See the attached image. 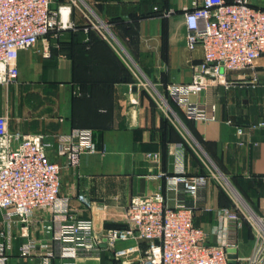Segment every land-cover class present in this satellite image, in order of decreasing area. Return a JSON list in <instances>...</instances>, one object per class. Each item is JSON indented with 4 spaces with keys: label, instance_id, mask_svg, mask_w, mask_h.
Segmentation results:
<instances>
[{
    "label": "crops",
    "instance_id": "0c3cea01",
    "mask_svg": "<svg viewBox=\"0 0 264 264\" xmlns=\"http://www.w3.org/2000/svg\"><path fill=\"white\" fill-rule=\"evenodd\" d=\"M198 1L51 0L53 10H62L58 20L72 25L56 28L35 46L20 50L17 81L0 83V115L9 117L12 131L45 135L51 143L50 158L63 166L61 196L69 198L73 213L93 218L98 235L124 225L133 196L161 189L167 203L174 205L176 193L170 188L174 182L158 173L173 174L180 165L190 173H206L213 171L209 163H214L224 177L240 180L241 191L233 188L235 193L264 217V126L252 127L264 121V54L253 69L228 71L230 88L215 87L214 120H187L179 106L181 114L171 104L168 108L161 104L159 93L169 83L191 81L192 64L203 56L200 47L189 51L186 45L184 11ZM251 1L264 9V0ZM164 8L173 11L163 15ZM192 98L204 102L205 93ZM237 125L244 127L241 136ZM78 127L92 129L97 150L82 154L76 167H68L59 136ZM149 151L160 152L161 160L147 158ZM215 177L216 173L210 175L202 189L195 215L196 224L210 232L211 242H218L225 224L216 209L234 203ZM54 216L47 209L33 215L28 229L36 240L32 253H59L52 231L45 228ZM244 224L241 254L253 246L252 230L249 236ZM6 229L0 215V231ZM11 231L5 264H46L42 255H23L27 238L20 224ZM4 238L0 234V241ZM134 245L139 249L112 260L114 251L123 253ZM100 246L99 255L74 264H134L147 243L130 239L111 246L103 241ZM49 264H73V260L56 254Z\"/></svg>",
    "mask_w": 264,
    "mask_h": 264
},
{
    "label": "built area",
    "instance_id": "2783aa9c",
    "mask_svg": "<svg viewBox=\"0 0 264 264\" xmlns=\"http://www.w3.org/2000/svg\"><path fill=\"white\" fill-rule=\"evenodd\" d=\"M172 11L161 10L163 15H170ZM59 12L61 8L59 11L51 8V0H0V83L17 81L20 50L35 46L56 28L72 25L59 21ZM184 14L187 48L193 51L200 47L203 56L192 64L191 81L166 85L164 93H159L161 104L168 108L171 99L188 119L214 120L215 87L222 84L230 88L232 81L228 79V71L253 69L264 54V9L256 7L251 0H199L193 7L186 8ZM258 81L255 74L252 82ZM141 83L149 86L148 82ZM200 93H205L204 102L192 98ZM9 124V117L0 115V215L7 227L6 232L0 231L5 237L0 241V264L8 259L6 249L11 246V229L16 224L21 225L22 235L27 238L22 246L23 255H42L46 264L56 254L63 260H73L74 264L80 258L99 255L103 241L111 246L118 240L130 239L147 243L145 253L134 264H231L230 247L238 248L235 264H264V217L253 208L250 207L254 214L246 205L244 207L232 186L228 188L233 206L216 209L225 221L219 229L222 235L218 242H211L210 232L196 224V211L201 207L200 193L210 175H215L212 170L190 173L180 165L173 174L159 172V177L174 182L170 187L176 193L174 205L167 203L161 189L133 196L126 207L124 225L98 235L93 218L73 213L69 198L61 196L63 166L50 158L51 143L45 135L12 131ZM261 126L264 121L252 125ZM236 133L241 136L244 127L237 125ZM59 138L68 167H76L82 154L97 150L91 128H74ZM146 157L158 162L161 153L149 151ZM84 201L90 204L88 199ZM39 209L50 210L55 215L54 221L45 224V228L52 231L51 238L57 242L59 253H32L36 240L28 229ZM245 221L251 226L253 246L248 254L242 255L240 230ZM137 249L138 245H134L121 250L123 253L114 251L112 260H119L120 256Z\"/></svg>",
    "mask_w": 264,
    "mask_h": 264
},
{
    "label": "rangeland",
    "instance_id": "374dc122",
    "mask_svg": "<svg viewBox=\"0 0 264 264\" xmlns=\"http://www.w3.org/2000/svg\"><path fill=\"white\" fill-rule=\"evenodd\" d=\"M148 87H149V86H148ZM212 164H214V163H212ZM212 164L209 163V165L212 167L213 171L217 174V177H215V178L219 181V183H222L223 185H225V186L227 187V189H229L228 187L231 188V183H232V185L237 189V186L235 185L234 181H233L232 179H230V183H229V181L227 180L226 177H224V175H223V173L220 171V169H217L215 165L212 166ZM238 190H239V189H238ZM229 191H230V189H229ZM233 194H235V193H233ZM242 197H243V196H242ZM240 203H242L243 206L245 207L246 203H245L242 199H241ZM248 204H249V203H248ZM246 206H247V205H246ZM250 207H251V206H250ZM254 210H255V209H254ZM246 254H248V253L243 254V252H242V255H246Z\"/></svg>",
    "mask_w": 264,
    "mask_h": 264
},
{
    "label": "trees",
    "instance_id": "16d2710c",
    "mask_svg": "<svg viewBox=\"0 0 264 264\" xmlns=\"http://www.w3.org/2000/svg\"><path fill=\"white\" fill-rule=\"evenodd\" d=\"M231 1V0H230ZM162 10V9H161ZM133 32H132V34H131V32H130V34L131 35H133L134 36V34L136 33V31L135 30H132ZM169 102H170V104L174 107V108H176V110H178V112L181 114V111L179 110V107H178V105L174 102V101H172L171 99H169ZM187 119V118H186ZM187 120H189V119H187ZM201 173H203V172H201ZM234 183H235V185L237 186V188L241 191V183H240V180H234ZM244 229L247 231V232H249V236H251V227H250V224L247 222V221H245V224H244Z\"/></svg>",
    "mask_w": 264,
    "mask_h": 264
},
{
    "label": "water",
    "instance_id": "95a60500",
    "mask_svg": "<svg viewBox=\"0 0 264 264\" xmlns=\"http://www.w3.org/2000/svg\"><path fill=\"white\" fill-rule=\"evenodd\" d=\"M169 107H171L170 105H169ZM227 180L229 181V183H230V180L227 178ZM231 186L234 188V189H236L233 185H232V183H231ZM236 191H238L237 189H236ZM239 193V192H238ZM240 194V193H239ZM240 196H241V198H242V200L246 203V205H248L249 207H250V205L248 204V202L244 199V197H242V195L240 194ZM228 252H229V254H228V256H229V262L231 263V264H235L236 263V258H237V256H238V248H236V247H230V248H228Z\"/></svg>",
    "mask_w": 264,
    "mask_h": 264
},
{
    "label": "bare ground",
    "instance_id": "6f19581e",
    "mask_svg": "<svg viewBox=\"0 0 264 264\" xmlns=\"http://www.w3.org/2000/svg\"><path fill=\"white\" fill-rule=\"evenodd\" d=\"M237 195V194H236ZM254 212V211H253Z\"/></svg>",
    "mask_w": 264,
    "mask_h": 264
}]
</instances>
